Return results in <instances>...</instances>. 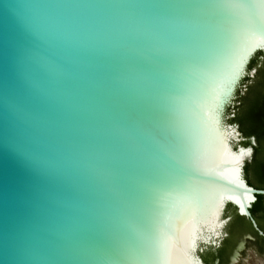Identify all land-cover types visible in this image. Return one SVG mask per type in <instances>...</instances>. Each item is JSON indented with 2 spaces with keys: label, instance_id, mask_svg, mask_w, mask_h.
<instances>
[{
  "label": "water",
  "instance_id": "obj_1",
  "mask_svg": "<svg viewBox=\"0 0 264 264\" xmlns=\"http://www.w3.org/2000/svg\"><path fill=\"white\" fill-rule=\"evenodd\" d=\"M258 54L264 0H0V264H205L235 212L264 237L230 122Z\"/></svg>",
  "mask_w": 264,
  "mask_h": 264
},
{
  "label": "trees",
  "instance_id": "obj_2",
  "mask_svg": "<svg viewBox=\"0 0 264 264\" xmlns=\"http://www.w3.org/2000/svg\"><path fill=\"white\" fill-rule=\"evenodd\" d=\"M261 56L264 57V54H258L250 64V69L258 68L257 75L253 80L247 78L244 81L247 91L244 95H241V92L238 94L235 117L230 122L239 125L247 140L243 145L250 146L251 139H255L253 160L245 168L246 178L250 186L264 190V61L259 67ZM228 113L231 114L232 111L229 110ZM251 175H254L257 181H254ZM251 213L260 230L264 232V196H257ZM232 216L233 220L226 230L227 237L221 247L209 248L202 254L205 264H231L232 257L240 245L250 238L261 241L264 252V237L259 235L251 222L239 217L236 212ZM208 255H212L213 260H208Z\"/></svg>",
  "mask_w": 264,
  "mask_h": 264
},
{
  "label": "rangeland",
  "instance_id": "obj_3",
  "mask_svg": "<svg viewBox=\"0 0 264 264\" xmlns=\"http://www.w3.org/2000/svg\"><path fill=\"white\" fill-rule=\"evenodd\" d=\"M254 181H257L254 175H251ZM225 237L223 234L221 238ZM220 240L217 241L215 248H219ZM208 260H213V256L210 255ZM231 264H264V252L261 241L253 240L252 238L244 240L238 250L232 257Z\"/></svg>",
  "mask_w": 264,
  "mask_h": 264
}]
</instances>
